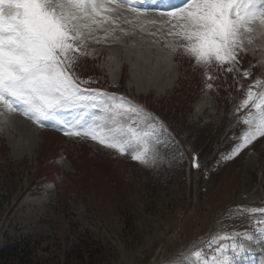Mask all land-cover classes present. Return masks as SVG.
Wrapping results in <instances>:
<instances>
[{
	"label": "rangeland",
	"instance_id": "374dc122",
	"mask_svg": "<svg viewBox=\"0 0 264 264\" xmlns=\"http://www.w3.org/2000/svg\"><path fill=\"white\" fill-rule=\"evenodd\" d=\"M124 23L111 25L116 31L106 40L98 30L101 42L89 41L90 54L78 58L74 71L90 80L82 88L142 106L173 139L155 145L154 162L142 164L87 137L37 127L41 140L29 154L9 124L10 115L20 114L0 116V264H199L192 253L210 259L231 243L220 239L225 234L264 237L257 230L264 214L251 211L264 208V137L224 158L241 142L242 118L255 111L241 103L249 86L264 81V41L257 36L233 72L213 64L209 80L182 49L171 53L169 67L140 57L129 45L136 27L127 31ZM148 30L153 53H170L167 27L150 24ZM117 61L123 65L114 82L110 70ZM67 111L76 116L80 110ZM9 133L19 140L16 154ZM261 244L246 241L236 264H261Z\"/></svg>",
	"mask_w": 264,
	"mask_h": 264
},
{
	"label": "snow or ice",
	"instance_id": "6c2138e0",
	"mask_svg": "<svg viewBox=\"0 0 264 264\" xmlns=\"http://www.w3.org/2000/svg\"><path fill=\"white\" fill-rule=\"evenodd\" d=\"M125 4L141 31L145 24L158 22L141 18L156 12L161 28L166 26V35L172 37L166 41L170 53L182 49L205 70L209 80L208 69L213 64L233 72L239 54L257 36L264 39V0H183L177 5L157 0L143 9L133 6L135 0H0V116L19 112L45 127L44 121L56 113L79 109L71 120H60L58 130L65 136L87 137L120 154L128 153L142 164L154 162L155 145L173 139L162 122L123 96L82 88L90 80L74 71L78 58L90 54L89 41L101 42L98 30L103 29L105 40L116 31L111 25H117L120 17L113 13ZM119 31L128 34L124 28ZM243 75L248 77L250 72L245 70ZM206 87L213 85L207 83ZM249 103L255 111L242 118L247 128L225 159L264 137V81L257 79L249 86L241 107ZM193 163L199 166L195 160ZM251 211L264 214V208ZM257 230L264 233V221H257ZM220 239L231 243L218 247L210 259L202 258L200 251L192 256L199 264H236V255L246 251V241L260 244L264 237L254 240L242 231Z\"/></svg>",
	"mask_w": 264,
	"mask_h": 264
},
{
	"label": "bare ground",
	"instance_id": "6f19581e",
	"mask_svg": "<svg viewBox=\"0 0 264 264\" xmlns=\"http://www.w3.org/2000/svg\"><path fill=\"white\" fill-rule=\"evenodd\" d=\"M169 1H170L169 5H173V4L177 5V4H180L183 2V0H169ZM117 2H120V0H117ZM153 4H155V3L150 2L149 0H135V5H133V6H137V7H140L141 9H143L146 7H151ZM119 13H120L121 21L124 22L125 19L133 21L132 24L126 23L127 27H125V29H127V31H129L130 26L135 25V14L130 11V7L127 4H125L124 7L119 10ZM150 16H151L150 14L149 15L147 14L145 17H142L141 19L142 20H157L158 22L156 24H160L159 21L161 18L158 15L156 16V18H153L152 16L151 17ZM148 25H150V24L144 25V31H141L140 28L136 27V26H134V27H136L135 29L130 30V31H132L134 39L130 42L129 45L132 48L135 46L136 47L135 52H137V54L140 57H142L146 60L151 59L152 57H155V59L157 61L164 63L166 67L173 65L171 53H165L164 51H160V49H158V48H157V51L153 53V47L155 48L156 43L150 37V35H147V34H149ZM120 36H121V34H119L117 37L120 38ZM261 41L263 42L264 40L261 39ZM122 43L123 42L119 43L117 46L122 45ZM135 47H134V49H135ZM115 50H116V48H113L111 50V52L115 51ZM132 51L133 50L129 51L127 54L129 55L130 52L133 53ZM127 61L129 62V60H127ZM122 65L123 64L121 61H117V62H115L114 67L110 70V75H111V78L114 82H117V78H118L117 75L120 72ZM131 75L133 76V70H131ZM74 116H75V114H72V115L69 114L68 115L67 110L62 111V112H58L55 114V117L54 116L49 117L47 120L44 121V123L46 125L45 127L59 128L60 120H71ZM10 117H11V119H10L9 124L11 126V129L13 131L15 130L16 132L20 133L21 138H22V142L24 144H26V151L29 152V154H32L35 145L38 144L41 140L40 133L35 131V128L37 129V127H40V126L38 124L34 123L32 120L28 119L27 117L23 116L22 114L18 115V117H15V115L14 116L10 115ZM0 128H1V126H0ZM8 139H9L10 144L12 146L13 153L14 154L18 153L17 149H18L19 140L13 141L14 138L12 136V133H9Z\"/></svg>",
	"mask_w": 264,
	"mask_h": 264
}]
</instances>
